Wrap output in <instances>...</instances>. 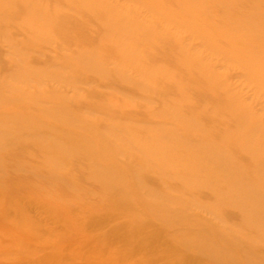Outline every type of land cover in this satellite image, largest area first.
I'll return each instance as SVG.
<instances>
[{
	"label": "bare ground",
	"instance_id": "bare-ground-1",
	"mask_svg": "<svg viewBox=\"0 0 264 264\" xmlns=\"http://www.w3.org/2000/svg\"><path fill=\"white\" fill-rule=\"evenodd\" d=\"M41 1L0 0V22L10 21L12 25L39 22V27L29 32V39L34 44L54 42L66 36L72 29L75 17L58 9L57 14L51 16L48 13L50 5L44 3L47 0ZM62 3H65L68 9L81 13L100 8L102 12L99 16L109 17L105 31L106 36L110 38L112 28L118 27L120 30L115 38H142L143 35L141 41L146 43L155 37L159 39L144 23L134 20L135 14L129 11L120 13L119 5L111 0H64L57 4ZM253 9L252 12L242 15L241 23L247 20L255 26L264 22L261 18H249L256 16V6ZM261 9L264 10V7ZM192 11L191 16L206 13V10L200 13ZM18 12L24 14L22 19L11 20ZM259 12L261 10L257 11L258 15ZM230 32L232 31L228 30L227 35H230ZM215 33L222 36L225 32L216 28ZM166 34L159 35L160 38L167 36L169 41L165 45L173 40ZM163 38L152 44L157 48L161 47ZM65 43L66 41L63 42ZM262 44L264 39L247 41V45L242 49L238 48V44L231 46L235 54H255L263 48ZM112 50L120 53L126 51L121 47H114ZM228 54L225 52L229 61L233 60L231 57L243 56ZM20 58L23 62L9 73L12 81H8L0 72V110L10 113L0 116V152L3 149L13 152L11 148H14L19 140L25 137L35 138L34 144L38 149L52 154L43 164L54 169L56 177L52 180L56 181L62 171H69L70 163L67 160L71 159L74 148L78 145L90 164L86 176L88 181L101 186L103 191L109 193V198L106 199L116 204L117 210L114 213L103 207L96 210L94 205L86 203L74 206L71 211L64 203L55 204L56 210L48 208L46 217L30 216L24 214L25 211L29 207L43 206L45 201L35 195V191L27 190L28 194L8 200L6 205L0 208V257L18 250L19 253H27L26 262L29 264H46L48 258L53 256L60 261L59 264H120L128 260H135L134 264H264V242L255 236L250 242H244L241 241L242 235H238L243 234L245 239H248L253 229L264 228V124L260 118L251 116L247 104H237L241 90L228 84L224 76L209 71L208 64L204 62H212L210 57L179 64V72L196 69L195 74L202 78L203 84L191 86L193 78H186L185 81L183 79L187 88L181 87L177 94L181 101H185L221 89L229 104L212 103V110L206 111L198 107L187 110L184 104L172 107L163 105L158 110H153L154 113L160 117L170 116L173 120L159 121L155 125H161L162 128L168 129V132L153 134L140 141L124 140L122 137L128 135V131L122 123L116 122L111 124L109 131L113 137L109 138L108 134L99 130L97 122L78 115L69 103H64L67 107L51 105L41 109L61 123L63 133H60L57 127L48 125L49 123L42 128L36 124L34 117L20 118L19 120L24 122L16 123V109L8 106L23 104L30 100V97H34L28 89L22 90L19 86L28 83L34 76L42 81L39 69L25 64L22 54ZM57 60L65 65L64 69L71 68L76 72L96 74L102 78L108 77L111 71L103 55L93 45L73 55H61ZM125 62L126 67L117 66L115 69L118 78L139 88L144 87L147 76L136 80L129 73L135 59L127 57ZM55 76L60 80L68 78L63 72H54L51 77L54 79ZM78 78L75 74L70 79L77 82ZM261 80L264 82V78ZM34 94L51 100H68L67 94L59 89H37ZM219 109L228 110L218 116L214 112ZM231 117L234 122L225 123ZM76 129H82L84 133L77 136ZM162 137L170 140L169 146L157 144V140ZM186 138V145H176ZM260 138L263 141H260ZM221 142L227 144L222 145ZM236 149L243 151L252 164L247 166L243 161L230 159ZM215 171L219 172L217 176H214ZM148 172L162 175L163 182L153 184L145 180L144 175ZM165 175L184 180L192 189L199 187L200 190L196 193L186 186H179L170 178H164ZM66 184L72 188L76 187V178L67 177ZM205 185L210 186L215 193L210 201L206 200L204 192L201 191ZM168 190L174 191L175 194L168 193ZM31 191L38 197L31 195ZM256 195L259 197H254ZM102 199L104 198H101V201ZM93 201L100 203L99 199ZM77 203L79 202L74 204ZM221 205H225L227 209L218 213L214 219L203 215L204 212L213 211ZM233 210L242 212L246 220L243 217V222L237 226L225 227L223 223ZM72 213L76 223L84 224L86 232L80 231L82 228L79 224L74 225ZM49 221L55 228H51V236L39 244L28 243L24 235L17 232L20 228L24 231L28 227L27 230L30 231L33 227L35 231L43 222ZM180 222L182 224L178 225ZM210 223L215 225L214 229L205 230V226ZM195 227H199L196 233L187 237V231ZM175 232L185 233L186 237L177 240ZM60 247L70 250L71 256L54 252ZM49 248L52 252H47ZM20 264L26 263L22 260Z\"/></svg>",
	"mask_w": 264,
	"mask_h": 264
},
{
	"label": "rangeland",
	"instance_id": "rangeland-1",
	"mask_svg": "<svg viewBox=\"0 0 264 264\" xmlns=\"http://www.w3.org/2000/svg\"><path fill=\"white\" fill-rule=\"evenodd\" d=\"M59 1L47 0V2H44L42 0L41 2L50 5L51 8L49 7L48 13L51 16H55L57 14L56 11L61 10V12L71 14L75 19L72 29L66 36H63L65 38H58L54 42L34 44L29 39V32L38 28L39 22L17 25H12L10 21L0 22V72L8 81H12L9 73L17 69L20 63L23 62L20 58V54H22L24 63L38 68L40 74H42L40 76L42 81L34 76L28 83H22L19 86L22 90L28 89V92L34 97H30V100L23 104L8 106L16 109V117H18L16 123L24 122V120H19L20 118L34 117L36 124L42 128L49 123L48 125L57 127L58 131L63 133L64 128L61 123L55 121L53 116H48L41 109L51 105L67 107L64 103H69L74 107V111L78 115L97 122L99 130L108 134L109 138L112 136L109 129L113 122L122 123L128 131V135L126 134L124 137L115 135L116 137H122L124 140L134 139L135 141H140V139H146L153 134L166 133L168 129L162 128L161 125H155L159 121L170 122L173 120L170 116L160 117L156 115L157 113H154L163 105L172 107L173 105L181 106L184 104L187 110L198 107L206 111L212 110V103L229 104L227 96L221 89L216 90L214 93L198 95L191 100L185 101H181L180 96L177 94L178 89L181 87L183 89L187 88V84L184 83L186 78H193L191 86L203 84L202 78L195 74L196 69L179 72V64L185 61L193 62L197 59L210 57L212 62H204L208 64L209 71L217 73L219 76H224L228 84L236 87L237 90H241V97L238 99L237 104H247L250 107L251 116L260 118L264 124V82L261 80V78H264V44H262L263 48L255 54L250 52L235 54L231 46V44H238V48L242 49L247 45V41L255 42L256 40L264 39V22L255 26L247 22V20L241 23L242 15L252 12L255 6L256 16L253 15V17L250 16L249 18L264 19V10L261 9L262 6L264 7V0H111L119 5L120 13L129 11L135 14L136 16L133 18L135 21L137 20V23H144L149 31L156 33L159 39L156 37L152 38L149 43L141 41L143 40V35L142 38L138 36H133L134 38L132 36L115 38L120 30L118 27L112 28L110 31L112 37L110 38V36H106L105 31V28L108 27L109 17L99 16L102 12L100 8H95L92 12L81 13L77 10L68 9L65 3L57 4ZM192 10L197 11V13L206 10V13L201 16H191ZM259 10L261 12L258 15L257 11ZM23 15V13L18 12L12 16L11 20H21ZM216 28L225 33L222 36L221 34L217 36L215 33ZM228 30L232 31L230 35H227ZM165 34L170 35L173 40L165 45L169 40L167 36L161 37L163 38L161 47H155L152 43L156 40L161 41L160 36ZM62 41H66V43L63 44ZM92 45L98 49V52L100 51L106 65L111 69L109 76L106 78L98 77L96 74L76 72L71 68L64 69L65 65L57 60L61 55H73L79 50L90 48ZM114 47H121L126 51L124 53L114 52L112 50ZM223 51L235 54V56L240 54H243V56L231 57L233 60L229 61ZM127 57L135 59L129 69L132 77L140 80L147 76L144 87L139 88L132 83L122 81L115 73L117 66L126 67L125 61ZM246 65L247 68H245ZM54 72L66 73L68 78L60 80L55 76L53 79L51 76ZM75 74L79 78L78 80L76 79L77 82H72L70 78ZM183 79L184 81H182ZM37 89H59L67 94L68 100H51L46 97H38L34 94ZM227 110L219 109L214 113L220 116L222 112ZM7 114L10 113L0 110V116ZM232 122H234V118L231 117L225 123ZM181 131L185 132V130ZM83 133L82 129H76L75 135L79 136ZM260 141L263 140L260 138ZM34 142L35 138L25 137L16 142L14 148H11L13 152L7 149H3L0 152L1 209L2 205H6L5 203L8 200L19 198L28 194L27 190H32L35 191V195L44 199L45 205L29 207L24 214L30 216L46 217L48 208L56 210L55 204L63 205L64 203L67 204V208L71 211L72 208L74 210V206L78 207L86 203L94 205L96 210L101 207L113 213L117 210L116 204L106 199L109 198V193L103 191L101 186L88 181L86 176L90 164L84 158L78 145L74 148L71 159L67 160L70 163L68 166L69 171H62L61 176L57 177L59 180L55 181L52 180L56 177L54 169L43 164L47 157L52 154L38 149ZM157 144L169 146L170 140L162 137L157 140ZM186 144L187 138L176 145L184 146ZM221 144L226 145L227 142H221ZM230 159L243 161L246 165L252 164L248 156L237 149L233 150ZM136 162L133 163L137 164ZM218 173V171H215L214 176H217ZM70 176L76 178V187L72 188L66 184L67 177ZM164 178H170L177 182L179 186H186L189 190L196 193L200 190L199 187L192 189L190 184L184 180L171 178L169 175H165ZM144 179L153 184H160L164 180L162 175H155L149 172L144 175ZM214 180L216 179L214 178ZM32 191L30 192L31 195L38 197ZM201 191L204 192L206 200L209 199V201L215 195L210 186L207 185ZM168 193L175 194L172 190H168ZM254 197L258 198L259 196L256 195ZM101 198L104 199L101 201ZM97 199L100 200V203L93 201ZM77 201L79 203L74 204ZM225 208V205H221L213 211L204 212L203 215L214 219ZM242 214L239 210H233L223 225L225 227L237 226L243 222V217L246 220V217ZM72 215L74 225L79 224L82 228L80 231L86 232L84 224L76 223L75 215L73 213ZM181 224L182 222L178 223V225ZM214 226V224L210 223L204 229L212 230ZM51 228H55V225L49 221L48 223L43 222L42 225L35 228V231L33 227L30 231L27 230L29 229L28 227L27 229L23 228L25 229L24 231L20 228L17 232H21L28 243L39 244L51 236ZM198 229L199 227L189 229L187 237L192 236ZM238 235H242L241 241L244 242H250L253 236L264 242V228L253 229L252 235L248 239H245L243 234ZM175 236L177 240H182L186 237V234L175 232ZM47 252H52V249H47ZM54 252H63L67 257L71 256L69 254L70 250H65L61 247L56 248ZM25 254L27 253H19L18 250L10 251L7 255L0 257V264H20L22 260L24 263L29 264L26 262L28 258H26ZM59 263L60 261L53 256L48 258L46 264ZM134 263L135 260H128L120 264Z\"/></svg>",
	"mask_w": 264,
	"mask_h": 264
}]
</instances>
